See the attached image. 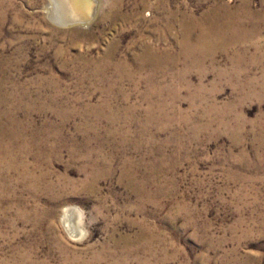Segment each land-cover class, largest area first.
<instances>
[{"label": "rangeland", "instance_id": "374dc122", "mask_svg": "<svg viewBox=\"0 0 264 264\" xmlns=\"http://www.w3.org/2000/svg\"><path fill=\"white\" fill-rule=\"evenodd\" d=\"M48 1L0 0V264H264V0Z\"/></svg>", "mask_w": 264, "mask_h": 264}, {"label": "bare ground", "instance_id": "6f19581e", "mask_svg": "<svg viewBox=\"0 0 264 264\" xmlns=\"http://www.w3.org/2000/svg\"><path fill=\"white\" fill-rule=\"evenodd\" d=\"M96 5V0H49L47 9L51 19L61 25H68L70 21L83 22L90 19L88 13H94ZM69 211L66 209L64 214Z\"/></svg>", "mask_w": 264, "mask_h": 264}, {"label": "water", "instance_id": "95a60500", "mask_svg": "<svg viewBox=\"0 0 264 264\" xmlns=\"http://www.w3.org/2000/svg\"><path fill=\"white\" fill-rule=\"evenodd\" d=\"M88 15H89V18L93 15V11H91L90 13H88ZM85 21H87V20H85ZM81 21H77V23H80ZM84 22V21H83ZM74 23H76V21H70V22H68L67 24H74Z\"/></svg>", "mask_w": 264, "mask_h": 264}]
</instances>
